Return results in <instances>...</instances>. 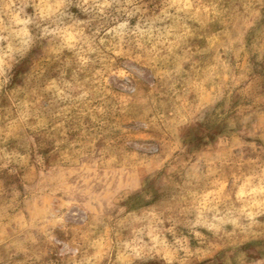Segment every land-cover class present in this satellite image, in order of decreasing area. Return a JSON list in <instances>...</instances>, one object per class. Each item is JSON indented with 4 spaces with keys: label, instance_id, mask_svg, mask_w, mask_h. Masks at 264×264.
Here are the masks:
<instances>
[{
    "label": "rangeland",
    "instance_id": "rangeland-1",
    "mask_svg": "<svg viewBox=\"0 0 264 264\" xmlns=\"http://www.w3.org/2000/svg\"><path fill=\"white\" fill-rule=\"evenodd\" d=\"M0 264H264V0H0Z\"/></svg>",
    "mask_w": 264,
    "mask_h": 264
}]
</instances>
